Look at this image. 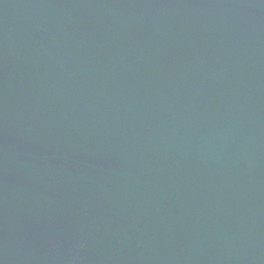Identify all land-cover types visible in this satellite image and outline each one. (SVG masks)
<instances>
[{
	"label": "water",
	"instance_id": "1",
	"mask_svg": "<svg viewBox=\"0 0 264 264\" xmlns=\"http://www.w3.org/2000/svg\"><path fill=\"white\" fill-rule=\"evenodd\" d=\"M0 264H264V0H0Z\"/></svg>",
	"mask_w": 264,
	"mask_h": 264
}]
</instances>
